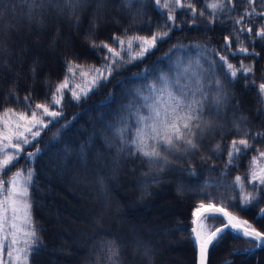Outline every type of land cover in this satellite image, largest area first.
<instances>
[{
  "label": "trees",
  "instance_id": "1",
  "mask_svg": "<svg viewBox=\"0 0 264 264\" xmlns=\"http://www.w3.org/2000/svg\"><path fill=\"white\" fill-rule=\"evenodd\" d=\"M210 2L195 0L196 25L177 11L179 27L158 41L142 60L117 67L107 82H101L86 98L77 102L65 90L57 122L42 130L39 142H32L35 147L28 146L33 152L39 148L40 154L30 162L21 154L12 166V172L29 166L34 172L30 200L43 250L31 257L32 264H113V260L115 264H174L184 254V264H198L191 228L193 212L201 202L223 204L227 211L264 231V216H259L264 196L253 193L256 199L245 206L242 199H235L245 193L234 183L236 176L250 179L252 158L258 155L257 150L264 151V142L250 140L247 153L232 161L235 167L228 165L226 151L243 132L250 136L264 133V97L258 96L259 83L264 82L261 58H243L245 65L254 64V73L247 81L238 76L234 84L225 85L227 100L218 115H208L205 109L204 120L210 127L202 133L197 130L198 147L193 152L170 155L163 168L116 154L114 132L120 127L123 106L154 77L161 73L175 76L176 65H187L198 51L203 54L201 68L193 66L192 71L202 72L206 79L213 72L226 71L216 53L228 56L229 62L239 67L240 56L232 57L221 46L229 36L232 48H237L231 26L244 8L237 2L234 13L218 14L220 19L210 24V9L199 15ZM22 9L23 0H0L4 14L0 28V46L4 49L0 52V111L17 107L6 95L9 92L19 100L20 111L25 110L22 105L29 94L33 107L35 103H49L67 74L68 62L85 70L100 67L106 50L93 51V41L111 44L113 35L150 36L163 30L158 25L164 24L168 11L156 6L154 0H143L132 9L121 7V0H104L102 4L86 0L75 17L45 9L43 22L37 25L33 20L30 25ZM258 27L253 25L251 36L243 43L252 51L249 41H254L255 51L263 56L262 41L255 36ZM213 60L215 64L210 66ZM77 78L78 74L70 80V87ZM237 128L241 129L239 135ZM81 150L83 157L79 156ZM249 179L243 182L246 192L253 187ZM204 196L212 200H204ZM171 201L169 209L166 203ZM219 219L209 221L211 226H222ZM113 243L117 246L115 257L109 251ZM245 249L250 250L241 251ZM208 264H264V247H254L247 238L225 232L219 244L209 248Z\"/></svg>",
  "mask_w": 264,
  "mask_h": 264
},
{
  "label": "snow or ice",
  "instance_id": "2",
  "mask_svg": "<svg viewBox=\"0 0 264 264\" xmlns=\"http://www.w3.org/2000/svg\"><path fill=\"white\" fill-rule=\"evenodd\" d=\"M85 2L86 0H23L22 10L26 12L30 25L33 20L39 25L43 22L45 9H52L57 14L69 13L75 17ZM103 2L104 0H98L100 4ZM142 3L143 0H121V7L132 9ZM236 3L237 0H212L201 8L199 15L204 16L205 10L210 9L211 24L220 19L218 14L227 16L234 13ZM154 4L168 10L164 16V24L158 25L163 29L162 31L150 36L125 34L122 38L113 35L111 44L102 41L97 45L93 41L91 45L93 51L96 48L106 50L101 57L103 62L100 67L85 70L79 64L68 62L67 74L55 87L49 103H35L33 107L29 103L31 99L29 94L24 97L22 107L25 110L20 111L19 100L15 99L11 92L6 94L13 98L17 107H6L0 111V264H32L31 257L39 256L43 250L42 241L37 235L40 230L34 226L30 200V188L34 187V172L31 166L15 172H12L11 168L20 159L21 154H24L29 162L40 154L39 148L33 152L27 150L28 146L32 144L35 147L32 142H39L38 138L42 130L49 124L57 122V118L61 115L65 90L70 93L71 99L79 102L82 97L86 98L89 92L100 86L101 82H107L117 67L142 60L155 48L158 41H163L173 28L179 27L175 14L177 11L189 16L192 25L197 24L195 0H164L163 4L161 0H154ZM241 6L244 11L235 19V24L231 26L233 31L230 33L237 48L235 51L232 50L233 40L229 36H225V43L221 46L233 57L239 54L241 58L239 67L230 63L228 56L216 53L222 64L226 65V71H221L219 74L213 72L211 77L206 79L202 72L192 71L193 66L196 69L201 68L203 54L198 51L195 59L189 58L187 65L183 62L176 65L175 76L161 73L154 77L151 83L132 94L129 103L123 106L120 127L114 132L117 156L125 154L133 158V162L138 159L143 165L163 168L168 164L170 155L190 153L197 149L198 142L195 139L197 130L202 133L206 127H210L204 120L205 109L207 108L208 115H212L213 112L218 115L220 106L227 100L225 85L234 84L238 76L247 81L251 79L249 74L254 73L255 70L254 64L245 65L243 58L251 57L255 61L259 52L255 51L254 41H249L253 47L250 52L243 40L251 36L253 25L256 24L260 27L257 28L255 36L264 40V19H259L264 18V0H245V4ZM184 9L189 11L184 12ZM3 16V12H0V28L4 26ZM245 33L248 35L245 36ZM134 45H136L135 51H133ZM3 50L0 46V52ZM209 63L211 66L215 61ZM77 74L84 79L81 83L70 87V80H74ZM208 79L211 80L210 84ZM258 96L264 97V82L259 83ZM261 103H264V99H261ZM45 117L49 119L46 120ZM243 123L240 121V124ZM236 132L239 135L241 129L237 128ZM250 140L256 143L264 142V133L250 136L248 132H243L239 139H233L226 150L228 165L235 167L232 161L247 153L252 146ZM111 146L112 144H109V147ZM216 148L217 151L220 150L219 145ZM257 151L258 155L253 156L251 161L250 179L236 176L234 181L236 185L241 186V192L245 193L235 199H242L245 206L256 199L253 193L264 196V163H261L264 161V151ZM79 156H84L82 150ZM244 179H249V183L253 185L251 192H246L243 188ZM154 182L158 181L154 180ZM203 199L211 201L212 197L204 196ZM261 215L264 216V213ZM193 216L195 219L192 223L197 226L192 227L191 232L194 234L193 244L198 247V264H208L209 248L216 247L224 238L225 232H234L241 238H247V242H254V247H264V231L257 230L247 220L233 215L223 204L218 206L213 202H201L193 212ZM218 218H222L219 219V224L222 226L205 230L207 222H215ZM116 247L113 243L109 249L112 257L117 255ZM248 250L250 249L241 251ZM113 264H115L114 260Z\"/></svg>",
  "mask_w": 264,
  "mask_h": 264
},
{
  "label": "rangeland",
  "instance_id": "3",
  "mask_svg": "<svg viewBox=\"0 0 264 264\" xmlns=\"http://www.w3.org/2000/svg\"><path fill=\"white\" fill-rule=\"evenodd\" d=\"M84 78H81L80 76H79V78H77L74 82H72V84L73 85H75L76 83H81V81L83 80ZM88 79H90V77L88 78ZM46 118V117H45ZM261 163H264V161H261ZM163 204H165V203H160V205L162 206ZM167 204V208H169V209H172V201L171 202H168V203H166ZM234 215V214H233ZM241 219V218H240ZM210 228H212V226H211V224H210V222H207L206 224H205V230H208V229H210ZM185 256H186V254H184V257H182L181 256V259L180 258H178L179 260H178V262L177 261H173V263L174 264H184V263H186V258H185Z\"/></svg>",
  "mask_w": 264,
  "mask_h": 264
},
{
  "label": "flooded vegetation",
  "instance_id": "4",
  "mask_svg": "<svg viewBox=\"0 0 264 264\" xmlns=\"http://www.w3.org/2000/svg\"><path fill=\"white\" fill-rule=\"evenodd\" d=\"M238 3H240L241 5H243V2H242V0L241 1H237ZM258 8H259V5H258ZM259 19H264V18H259ZM259 40H261L260 38H259ZM262 42H261V47H263L264 48V40H261ZM232 50H236V48L235 49H233L232 48ZM262 51H264V50H262ZM264 54V53H263ZM233 57V56H232ZM259 59L261 58L262 59V62L264 63V55L263 56H260V54H259Z\"/></svg>",
  "mask_w": 264,
  "mask_h": 264
},
{
  "label": "water",
  "instance_id": "5",
  "mask_svg": "<svg viewBox=\"0 0 264 264\" xmlns=\"http://www.w3.org/2000/svg\"><path fill=\"white\" fill-rule=\"evenodd\" d=\"M234 51V50H233ZM251 52V51H250ZM237 56H239V54H237ZM236 56V57H237ZM261 213H264V209L260 212L259 216L261 215ZM207 215V214H206ZM197 225H194V227H196ZM198 248V247H197Z\"/></svg>",
  "mask_w": 264,
  "mask_h": 264
}]
</instances>
